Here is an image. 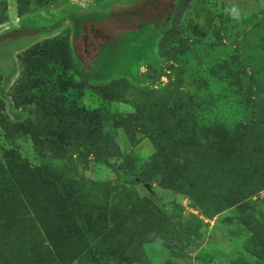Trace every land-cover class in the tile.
Segmentation results:
<instances>
[{
	"label": "rangeland",
	"instance_id": "rangeland-1",
	"mask_svg": "<svg viewBox=\"0 0 264 264\" xmlns=\"http://www.w3.org/2000/svg\"><path fill=\"white\" fill-rule=\"evenodd\" d=\"M0 101V167L51 171L57 264H264V0H0Z\"/></svg>",
	"mask_w": 264,
	"mask_h": 264
},
{
	"label": "trees",
	"instance_id": "trees-1",
	"mask_svg": "<svg viewBox=\"0 0 264 264\" xmlns=\"http://www.w3.org/2000/svg\"><path fill=\"white\" fill-rule=\"evenodd\" d=\"M65 47L67 44L61 46L56 38L46 39L34 46L36 50L41 48L48 53L50 61H57L58 55L63 57L66 53ZM54 49L55 54L50 55V51ZM22 90L20 81H17L11 88L10 97L13 102L16 103ZM44 127L50 130L52 143L63 144L62 139L67 135L64 132L66 124L62 120L46 119ZM23 128L21 124L9 121L0 114V129L4 133L20 131ZM5 165L7 166L4 168L0 167V177H3L0 181V257L2 251L9 248V244L14 246L13 249L10 248L8 258L0 259V264H57L56 259L62 255L71 261V252L60 251L62 246L58 241V233L64 226L60 219L65 216H61L56 209V197L52 194L53 183L51 184L49 177L51 171L43 169L39 172L42 175L39 177L38 172L20 164L16 165L13 161L5 162Z\"/></svg>",
	"mask_w": 264,
	"mask_h": 264
}]
</instances>
